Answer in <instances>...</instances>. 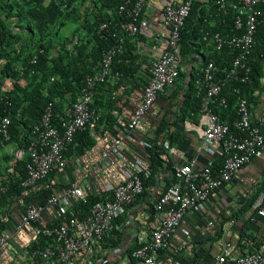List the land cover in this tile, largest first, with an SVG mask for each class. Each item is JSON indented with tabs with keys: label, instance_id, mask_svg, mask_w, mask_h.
<instances>
[{
	"label": "built area",
	"instance_id": "obj_1",
	"mask_svg": "<svg viewBox=\"0 0 264 264\" xmlns=\"http://www.w3.org/2000/svg\"><path fill=\"white\" fill-rule=\"evenodd\" d=\"M68 1L56 0L64 7ZM194 1L124 0L118 9L119 19L99 23L97 33L104 38L114 37V43L103 52V58L94 67L93 73L84 77L80 94L71 104L68 116L60 117L54 103L49 102L40 120L31 128L29 143L17 149L15 158L26 161L25 175L20 182L26 189L35 187L51 173L62 170L66 165V152L75 141L76 134L90 128L100 117L99 107L93 105L97 87L110 78L117 82L121 80L122 73L114 69V61L124 53L127 39L139 35L155 36L157 43L154 55L146 66L148 80L143 88L141 103L127 121L121 120L126 131L111 139L96 161V165L103 170L119 169L122 179L113 189V199L98 203L83 219L72 212L74 203L87 201L80 182L72 181L45 203L28 200L15 230L0 232V255L3 251L9 252L8 244L13 235L23 236L35 225L39 228L34 232V240L41 233L52 241L29 251L30 264H86L93 259L96 249L102 248V241L112 229L114 219L124 215L145 189L142 173L149 168L150 155L145 153L130 166H125L126 144L133 139V132L150 113L158 97L176 84L183 61L181 33ZM259 3L260 0L217 1L219 9H232L236 13L231 32L225 34L217 31L214 34L216 49L229 46L236 50L233 67L220 76L213 59L202 64L195 80L197 96L201 98L200 121L186 123L185 127L197 133L204 149L223 158L222 165L214 168L213 162H209L196 168L194 162H186L176 166V181L152 203L158 226L146 239L141 238L131 252L135 264H162L161 252L169 246L171 237L186 214L229 183L241 168L264 149V133L259 125L252 124L251 98L237 95L238 115L232 123L222 120L216 112L228 106L229 99L224 94L228 83L248 79L251 71L250 54L256 42V30L261 23ZM148 7L158 11V19L149 14ZM72 46L69 45V48ZM261 80L264 82V77ZM234 92L240 93V89L235 88ZM57 117L60 118L56 122ZM10 124L9 116L2 117L0 133L5 140L11 138ZM170 150L175 151V148ZM10 181L9 175L0 177V198L7 192ZM48 208H53L56 219L61 220L57 225L43 223V215ZM258 214L264 217V205ZM244 240H247L246 237ZM232 248L227 244L216 256L214 264H264V252L254 250L233 255ZM103 262L132 264L125 260L117 261L111 256L104 258Z\"/></svg>",
	"mask_w": 264,
	"mask_h": 264
},
{
	"label": "trees",
	"instance_id": "obj_2",
	"mask_svg": "<svg viewBox=\"0 0 264 264\" xmlns=\"http://www.w3.org/2000/svg\"><path fill=\"white\" fill-rule=\"evenodd\" d=\"M123 1L69 0L64 7L56 0H0V121L4 116H9L11 119L9 127L11 138L5 140L0 133V148L12 142L17 143L19 147L27 146L31 128L40 120L49 102H53L56 111L60 112L57 97H65L68 92L72 96L71 104L77 99L84 77L93 73L94 67L103 58V52L115 41L112 36L104 38L98 34L97 27L101 21L119 19L118 9ZM217 1H194L181 33V53L182 64H184L191 58L194 59L191 55L193 51L201 52L200 50L204 47L209 51V54H202V63L213 59L218 68V75L222 76L233 67L236 50L229 46H224L220 50L216 49L214 34L217 31H222L225 34L231 32L234 29L236 13L232 9L228 11L219 9ZM259 8L262 12L261 23L256 30V42L250 54L251 71L248 79L228 83L224 89V94L229 99L228 106L216 111L222 120L230 123L238 115L237 95L252 99L256 90L264 91V82L261 80L264 77V0H260ZM79 12L85 13L81 25L77 23L81 17ZM70 21L78 25L72 29L71 36L65 37L61 34V30L68 25V22L70 24ZM207 33L209 34L207 35ZM23 35L33 36L31 44L25 41ZM75 39H77L76 42ZM129 40L128 38L124 53L117 56L114 61V69L122 73L121 82L127 75L126 61H133L135 58L131 47H128ZM71 44L73 46L69 48ZM11 46H13L12 50ZM53 51L56 54L55 57L52 56ZM35 57L36 61L33 62ZM196 78L197 74L188 73L182 68L176 84L181 80V84L185 86L186 103L194 111H200L201 98L197 96ZM7 80L12 82L9 89L5 87ZM107 82L101 85H105ZM235 88L240 89V93H235ZM109 101L112 106L109 108L108 114L102 115L101 119L105 118L113 128L118 124L117 118L112 113L116 101L114 99ZM93 105L96 106L95 103ZM59 118H56V122ZM177 124L174 120L163 118L155 128L156 138L163 137V141L167 139L171 144H176L184 134L183 129L177 127ZM252 124L259 125L254 121ZM174 126L176 131H173ZM89 130L90 128L79 131L68 151L78 155L86 153L93 146ZM166 152L164 142L158 143L155 140L149 147V168L142 173L145 189L156 182L157 175L164 168L172 169L171 179H167L164 190L176 181L177 169L173 168L171 159ZM218 159L219 164L222 165L223 158L219 157ZM220 165L214 166V168H219ZM25 167L26 161H20L16 166V172L9 174L11 181L7 192L0 198V207L6 203H13L15 200L21 201L25 205L28 200H38L39 196L53 192L58 187L56 183L52 182L56 175V172H53L35 187L23 188L20 182L25 175ZM67 186L69 184L64 185V187ZM145 189L137 199L146 194ZM259 192L247 202L245 209L254 206ZM113 193L112 190L110 196L106 197L95 189L87 190V201L74 203L72 212L76 217L83 219L94 210L98 203L112 200ZM262 205L264 202L260 206ZM153 206L150 203L146 211L151 216H156ZM23 208L25 207L23 206ZM257 210L256 208L255 211ZM234 216H238V213H235ZM60 221L58 218L47 225H57ZM114 221L109 236L113 234L120 241L122 233L115 227ZM223 231L221 226L216 237H221ZM107 239L108 235L102 241V248ZM51 241L50 237L40 233L37 239L31 241L29 251L43 247ZM86 264L89 263L86 262Z\"/></svg>",
	"mask_w": 264,
	"mask_h": 264
},
{
	"label": "crops",
	"instance_id": "obj_3",
	"mask_svg": "<svg viewBox=\"0 0 264 264\" xmlns=\"http://www.w3.org/2000/svg\"><path fill=\"white\" fill-rule=\"evenodd\" d=\"M147 10L152 17L158 19L156 9L148 7ZM129 39L128 47H131L135 58L133 61H126V78L122 82L110 78L105 85H100L96 89L94 103L100 109V118L89 130L93 146L83 155L68 151L65 167L57 171L52 180L58 187L53 192L39 196L36 200L38 203H45L50 196L72 181L80 182L85 193L87 190L95 189L106 197L110 196L116 184L121 181L122 175L119 169L103 170L96 165V161L107 143L126 131L121 120L127 121L141 103L143 88L148 80L146 66L154 55L157 43L155 36L150 35H139ZM200 51L202 53L193 51L191 55L194 59L191 58L182 64L181 69L198 74L203 64L202 54H209L204 47ZM181 83V80L178 81L158 97L150 113L133 132V139L128 140L126 144L123 159L125 166H130L133 161L148 153L149 147L155 140L158 143L164 142L173 168L186 162H194L196 168H201L209 162H213L215 167L220 165L218 159L220 156L204 149L197 133L188 131L185 127L186 123L200 121V111H194L188 106L184 97L185 86ZM110 99L116 101L112 113L117 118L118 124L113 128L105 118L101 119L102 115L108 114L112 106ZM57 101L60 117H67L71 108V94L67 92L65 97H57ZM251 110L252 121L259 124L264 132V91H255ZM163 118L176 121L177 127L183 129L184 134L176 144H171L167 139L163 141V137L156 138L155 128ZM173 131H176L175 126ZM172 147L176 152L170 150ZM18 148L19 146L14 142L0 148V177L16 172V166L20 162L15 158ZM171 174L172 169H162L156 177V182L145 189L146 194L136 199L124 215L114 219L115 227L122 233L120 241L115 235L108 234L106 244L103 248L96 249L89 264H104V258L110 256L117 261L125 260L135 264L131 251L141 238L146 239L153 228L158 226L157 217L148 214L146 208L159 198L166 187L167 179H171ZM258 192L259 197L254 206L245 209L247 202ZM263 202L264 149L241 168L229 183L213 192L201 206L186 214L180 227L171 237L169 246L161 252L162 264H214L216 256L227 244L233 247V255L254 250L264 252V217L258 214ZM23 206L25 207L23 202L15 200L0 207V232L15 230L24 210ZM55 212L53 208L46 209L43 223H52L57 216ZM235 213H238V216H234ZM121 217L124 219L121 220ZM221 226L224 230L223 234L221 237H216ZM38 228V225H35L23 236L13 235L8 244L9 252H1L0 264H30L29 247ZM245 237L247 240H244Z\"/></svg>",
	"mask_w": 264,
	"mask_h": 264
},
{
	"label": "rangeland",
	"instance_id": "obj_4",
	"mask_svg": "<svg viewBox=\"0 0 264 264\" xmlns=\"http://www.w3.org/2000/svg\"><path fill=\"white\" fill-rule=\"evenodd\" d=\"M81 17L79 18V20H78V24L79 25H81L82 24V18L84 17V14L85 13H81V12H79L78 13ZM68 25L66 26V27H64L62 30H61V34L62 35H64L65 37H69V36H71V33H72V29H75V26H77L78 24H75V23H73V22H71L70 21V24H69V22L67 23ZM22 37H25V41H27L29 44H31L30 43V41H32L31 39H33V36H22ZM39 36L37 35V38H38ZM10 49L12 50L13 49V46H11L10 47ZM55 53H54V51H53V57H55ZM12 86V82L11 81H9V80H7V83H6V89H9L10 87Z\"/></svg>",
	"mask_w": 264,
	"mask_h": 264
}]
</instances>
